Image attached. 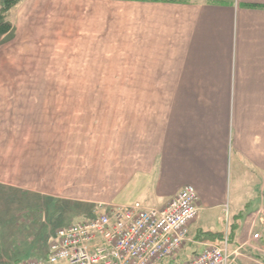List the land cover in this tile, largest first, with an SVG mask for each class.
Segmentation results:
<instances>
[{
	"label": "crops",
	"instance_id": "1",
	"mask_svg": "<svg viewBox=\"0 0 264 264\" xmlns=\"http://www.w3.org/2000/svg\"><path fill=\"white\" fill-rule=\"evenodd\" d=\"M82 1L90 2L79 0L71 10L59 0H23L6 16L10 27L0 48L33 57L36 51L65 49L67 35H79L82 49V34H88L90 49H96L101 8L91 25ZM130 11L133 45L150 53L146 59L133 54L141 70L120 72V80H135L121 86L122 115L95 104L83 118L75 101L47 102L37 116V134L0 138V226L7 219L18 226L29 209L40 210L48 224L49 210L60 205L59 228L93 218L101 204L163 207L194 185L200 214L183 252L214 241L203 233L221 234L219 227L204 230L197 223L209 213L222 214L228 202L227 216L236 217L231 250L239 248L251 241L264 215V0H132ZM83 17L91 18L90 25ZM93 66L99 72L98 63ZM96 75L90 80L107 81V73ZM141 78L151 81L139 85ZM24 146L29 152L20 156L16 152ZM251 195L255 201H245ZM242 250L238 264L260 255L248 246Z\"/></svg>",
	"mask_w": 264,
	"mask_h": 264
},
{
	"label": "rangeland",
	"instance_id": "2",
	"mask_svg": "<svg viewBox=\"0 0 264 264\" xmlns=\"http://www.w3.org/2000/svg\"><path fill=\"white\" fill-rule=\"evenodd\" d=\"M59 1L65 2L66 8L71 10L76 9L80 5L79 0ZM89 1V3L86 1L81 2V10L90 9L91 17L95 16V10L101 8L102 12V19L99 18V22H95V25H100L101 21L103 24V33L96 35V49H90V46L94 45V41L88 34H82V49H79L77 46L79 35H67L65 49L36 51L33 57L29 54L31 58L28 57L25 51H14L13 49L1 46V139H16L19 137L30 139L33 135L32 133L37 134V130L42 127L41 121H38L37 116L39 115L40 117L44 113L43 105H46L47 102H49L50 106H64L67 104L74 105L75 101L78 105L82 106L83 118L89 117V107L95 104L99 106L110 105V114L112 116L122 115L123 97L121 86L128 87L135 80H120V72L135 73V71L141 70V68L135 67L133 54H140L141 58L146 59L149 57L150 52L147 51L145 53L142 49L139 52L135 48L136 46L133 45L134 34L130 11V1L132 0ZM151 1L173 2L179 0ZM21 3L12 4L13 7L10 10L15 9ZM3 5L4 0H1L0 11ZM89 19L91 21L90 17L87 19L83 17V20L88 21V23ZM4 23L6 27L1 26L2 24L0 23V40L1 36L7 32V27H10L6 20H4ZM91 25H94L93 17ZM125 61L127 62L126 65L124 64ZM96 63L99 65V72L107 73V81L90 80L99 76L96 75L99 72H96L93 66ZM105 65L106 67H103ZM143 66L145 68V65ZM145 80L151 81V79L145 78L136 81L141 85L146 84L147 81ZM106 91H108L109 95H107ZM78 93H81L80 97L79 95L75 97ZM95 96L98 97L96 98ZM121 118L118 117V119ZM21 148L16 153L20 156H25L23 154H27L26 151L29 152V150L25 146ZM24 161H21L23 165H25ZM38 171L40 172V170L36 169V172ZM243 184L246 185V181ZM232 190L234 195V186ZM21 198L26 199L22 195ZM244 199L253 203L256 195H251L250 198ZM99 206H96L94 210L96 211ZM227 206H230L229 202ZM56 207L57 204L55 205ZM228 207L220 215H217V212L207 214L201 218V221L199 220L197 227L204 230L207 229L208 225L221 228L222 240H224L226 235L228 237L231 236L232 230H234L233 226L236 224V217L232 214V219H229V212L227 216ZM88 209L92 212L93 207L89 206ZM248 209L254 210L255 206L251 205ZM63 210V205H60L58 209H50L48 224L46 223L45 214L43 222L40 216L41 211L37 209L32 211L29 209L27 211L28 217L23 218V222L20 220L19 222L21 223L18 226H14V223L11 224V219H7L8 222L3 221L0 226V264H17L29 259H42L47 254L51 237L54 236L55 231L59 228L56 222L62 220V215L59 216L58 213ZM66 214L68 216L72 212L69 213L68 211ZM74 216L77 217V215ZM246 216L242 215L241 218H245ZM4 222H6V225H3ZM257 226L260 227V220ZM221 234L214 237V233H203L202 236L205 237V240L214 239V241L206 242L205 245L217 244L216 241L221 237ZM185 252L182 255V259L192 253L191 246H188ZM255 258H242V260L245 261V264H264V255L261 254Z\"/></svg>",
	"mask_w": 264,
	"mask_h": 264
},
{
	"label": "built area",
	"instance_id": "3",
	"mask_svg": "<svg viewBox=\"0 0 264 264\" xmlns=\"http://www.w3.org/2000/svg\"><path fill=\"white\" fill-rule=\"evenodd\" d=\"M199 200L196 187L187 185L163 207L101 204L93 218L58 228L46 259L18 264H238L242 246L264 255L263 215L249 243L231 250L226 235L182 259L190 225L199 218Z\"/></svg>",
	"mask_w": 264,
	"mask_h": 264
},
{
	"label": "trees",
	"instance_id": "4",
	"mask_svg": "<svg viewBox=\"0 0 264 264\" xmlns=\"http://www.w3.org/2000/svg\"><path fill=\"white\" fill-rule=\"evenodd\" d=\"M22 1L23 0H4V5L2 6L1 11H0V20H1L0 23L2 24L1 26L6 27L4 20H6V16H7L6 14L10 11V8L13 7L12 4L16 5L17 3H20ZM11 2H13V3L10 4ZM7 29H8V27H7Z\"/></svg>",
	"mask_w": 264,
	"mask_h": 264
}]
</instances>
